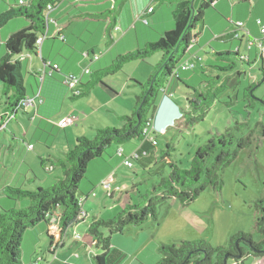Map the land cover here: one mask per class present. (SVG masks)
<instances>
[{"label":"rangeland","instance_id":"1","mask_svg":"<svg viewBox=\"0 0 264 264\" xmlns=\"http://www.w3.org/2000/svg\"><path fill=\"white\" fill-rule=\"evenodd\" d=\"M10 2L13 5V1L10 0ZM229 5L231 7L230 3ZM214 17L213 13L209 11L206 30L208 38H204L203 41L215 46H222L224 47L223 50L236 52L235 49H237L239 40L227 43L213 40L214 34L221 33L225 29L224 24L222 26L219 23H214ZM23 22H26L24 18L11 22L3 31L2 40L10 33H15L24 27ZM198 31L200 33V29ZM113 39L112 41L109 34L108 38L104 39L100 49L96 50V55L99 56L102 64L104 63L103 69L111 68L114 61L125 51L118 47L108 53L107 49L115 47L114 43L118 41L116 35ZM47 42L52 45L55 43L64 44L59 38L49 39ZM106 42L108 45H105ZM231 43L234 44L230 45ZM211 51L212 47L206 45L200 53V57L206 64L209 57L207 54ZM240 51L241 56L248 55V51L244 48H240ZM78 54L70 57V65L73 68L77 67L80 71L75 77L80 81L86 80V83L87 80H90L92 83L94 78H97L96 72L93 70L94 66L90 68V61L83 59L84 52H78ZM161 56V53H157L147 61L126 63L121 70L105 75L103 77L105 82L102 84L96 85L92 89L88 87L89 83L86 84L83 96L77 98L71 92L72 94L67 99L66 104L58 102L55 104V108L57 111H64V113L75 111L77 113L76 118L82 114H90L92 117L88 119V122L102 123L103 126L99 129H119L122 127L119 117L133 114L136 96L144 91L143 85L147 83L153 68L160 62ZM211 58L213 64L215 59ZM231 58L234 61L232 78L234 79L238 72L241 73L240 77H236L239 82L238 86L234 90L226 91L219 96L204 120L187 130L179 132L178 128H171L164 131L154 127V120L164 96V93L161 92L156 105L157 109L149 114V118L153 120L150 131L155 134L159 146L157 156L160 161L158 165H160L162 153H167L168 148H171L170 153L173 162L183 170L189 169L199 148L204 147L218 133L234 132L237 123L245 124L246 132H254V145L240 152L238 158L224 169L221 174L222 189L220 191L209 187L198 199L184 206L178 201L171 200L159 207L158 225L148 222L140 228L130 227L126 229L123 235L112 236V248L127 255L123 264H158L161 260L159 255L161 244L178 245L181 241H204L213 248H223L228 247L229 240L240 233L252 235L256 242L262 240L260 232L255 231L253 225L255 221L254 205L264 197V136L261 132V128H264V74L260 59L257 60V63L248 64L239 57L231 56ZM87 68L91 69V75L83 73V70ZM197 72L199 71L189 70L187 74L190 79L186 78V84L177 80L173 84L172 81L170 85L166 84V87L168 86L167 88H171L173 94L175 93L173 97L171 96L177 105L175 112H182L181 107H184L182 106L184 101L181 97L192 91L189 87L199 86L201 78ZM23 73L27 86L30 77L26 68ZM70 75L74 76L73 74ZM192 78H194L193 81ZM36 87L38 88V86ZM251 88H253L252 91ZM185 97H190V95L187 94ZM108 100L111 101L106 103ZM4 102L2 84L0 83V109L3 111L5 110ZM39 104H43V101L32 107L35 108ZM32 107H27L25 112L20 110L18 120L12 117L9 127L13 129L14 135L9 129L0 134V154L2 162L11 173H19V169L22 175H25V173H29V166L38 165L39 167L34 174L41 181V187L48 189L57 183L58 177H62V172L57 167V163L58 160L64 158L63 153L73 149L77 140L82 137H87L89 140L95 139V131L88 129V126L83 123L75 125L77 131L72 130V126L68 127L69 129L65 128L67 130L63 128L61 130L54 129L53 127L52 130L38 128V119L36 124H33L35 120L33 117H36V113ZM56 120L54 117L52 122ZM56 124L58 123L56 122ZM78 126H81L80 128L85 126L86 134L81 131L78 132ZM24 133L28 134L27 139L33 145H29L25 141ZM34 135H36L35 138ZM4 136L6 140H3ZM40 139L48 141L47 144L40 142ZM138 144L135 141L121 146L113 143L105 150L103 158L96 160L100 162V165H93L99 164L93 162L91 166L89 165L86 178L80 184L78 192L79 198L83 200V210L88 213V219L76 229L72 228L68 231L64 238L65 246L63 249L57 252H48L45 238L38 252L39 257H31L34 259L36 257V259L41 258L40 264L96 263L94 257L101 254V251L94 247L92 244L93 237L88 233L93 218L110 220L129 206L142 204L146 197L151 194L153 187L159 182V177L150 174V171H154L158 165L153 166L152 170L143 171L140 164L131 159V155ZM29 146H32L33 149H29ZM119 147L125 149L124 154H117ZM37 153L42 154V157L46 159V167L53 166L55 170L50 173L43 170L42 160L39 156L36 157ZM126 160H130L134 167L128 168L125 165ZM33 169L35 170L34 167ZM99 169H102L101 172ZM167 170L163 172L164 177L168 175ZM6 175L9 174L6 173ZM8 180H10V176H0V182ZM29 206L30 201L25 200L19 202L16 209H27ZM105 235H108L106 231ZM74 236L79 237L80 240L75 239ZM26 240L25 238L22 247L23 259H29L32 253ZM244 264L261 263L251 258L246 259Z\"/></svg>","mask_w":264,"mask_h":264},{"label":"trees","instance_id":"2","mask_svg":"<svg viewBox=\"0 0 264 264\" xmlns=\"http://www.w3.org/2000/svg\"><path fill=\"white\" fill-rule=\"evenodd\" d=\"M59 2L61 0H32L30 5L19 3L17 9L12 7L0 16V29L19 17L30 21V26L12 33L3 43L5 53L0 59V83L7 113L13 115L18 110H24L23 103L28 99L23 73L25 54L38 57L36 42L47 31L48 6L56 7ZM211 4L210 1H204L196 11L188 9L186 5L182 6L174 12L175 26L172 30L165 32L155 42H148L142 48L120 55L111 68L96 73L97 78L88 85L91 89L102 84L105 75L121 70L126 63L147 61L157 53L162 54L160 62L155 65L147 83L143 85L144 91L136 96L133 114L119 118L122 123L119 129H97L95 139H78L75 147L65 152L63 159L58 160L57 167L60 168L62 177L57 178L53 187L43 189L36 180H31L29 185L35 186V190L6 188L8 200L13 203L29 200L30 206L27 209H3L0 212V264H24L22 247L25 234L41 224L49 228L52 218H56L63 236L70 229H76L84 223L79 221L83 211V200L78 196L80 184L86 178L89 165L103 158L105 150L113 143L121 146L138 142L136 162L143 171L152 170L153 166L159 164V146L153 144L145 133L148 126L153 124L149 114L157 109L161 92L169 95L170 88L166 84L170 85L173 78L186 84L179 78V73L182 65L192 59L190 46L197 39L198 30L205 28V15ZM231 56L249 62L243 60L238 52L231 51L216 53L211 65L200 58L192 59L195 66L193 71H199L197 73L201 82L198 87H189L192 90L190 97L186 99V106L181 107L182 116L175 127L179 132L203 121L219 96L238 86L236 77H240L241 73L238 72L232 78L234 61ZM82 87L80 83L78 89L81 95L76 96L77 98L85 94ZM1 119L0 128L5 124ZM234 129V132L216 134L204 147L199 148L187 170L173 162L171 148H168L167 153H162L160 165L150 171L151 175L159 177V182L142 204L129 206L110 220L94 217L88 233L93 237L94 247L101 251V254L94 257L95 264H123L127 255L112 248V236L123 235L126 229L140 228L148 222L158 225V209L163 204L175 200L184 206L198 199L209 187L220 191L224 169L238 158L240 152L255 143L254 132H246L245 124L237 123ZM151 136L156 139L154 133ZM43 169L47 173L54 171L53 166ZM166 169L168 175L164 177ZM254 208L253 228L260 232L261 241L256 242L252 235L240 233L229 240L228 247L223 248H213L204 241L161 244V260L158 264H244L246 259H264V197L255 203Z\"/></svg>","mask_w":264,"mask_h":264},{"label":"crops","instance_id":"3","mask_svg":"<svg viewBox=\"0 0 264 264\" xmlns=\"http://www.w3.org/2000/svg\"><path fill=\"white\" fill-rule=\"evenodd\" d=\"M7 1L0 0V16L8 12L12 7H14V9H17V5H19L22 0H12L13 5L11 4L10 0ZM23 1L27 5H30V3L32 2V0ZM204 1H210L212 2V4L206 11L205 28L203 30H200V33L198 31L196 34V43L191 50L192 57L202 59L200 57V53L206 45H209L210 47H212L211 53L207 54V56H209L207 64L209 65L213 62L211 57L214 58V55L216 53L229 51L223 50L222 48L224 47L222 46H215L209 42L207 43L203 41L204 38H208L206 30L208 28V14L209 11H211L215 16L213 19L214 23H219L222 26L223 24L225 25L223 26L225 29L221 33L214 34L213 40L225 43L230 41L237 42V40H239L237 49L240 51V48H244L248 51V55L246 57H249V64L253 62L257 63V60L260 59L264 74V56L260 55V52L257 48H253L250 51L248 50V40L250 38L260 37V30L256 22L257 20H262V22H264V0H236L234 1V3H230L228 0H83L80 3H77L76 0H63L56 5L55 9L49 15V17L57 23V26L56 23L51 22L47 27V31L50 34H53L58 26L61 27L63 29V34L66 36V42H64V44L55 43L54 45H52L49 44L46 40L42 45L41 53L38 54V57L33 54L26 53L23 62V71L26 68L28 72L27 74L30 77L27 81V86L25 85L27 88L28 98H34L39 95L43 101V104H39V106L36 105L35 108L32 107L33 111L36 113V117H33V119L35 118L33 124H36V121L38 119V128H45L46 130H52L54 128L61 130L62 128H60L58 124H56V122L58 123L60 120L66 117L77 115L75 111L73 113H64V111L59 110V112L55 108V104H57L58 102L66 104L67 99L72 94L71 91H69L68 87H66L64 84L65 78L63 75L72 76L70 74H73L74 76H76L80 72L77 67L73 68L70 65L71 56H73L74 54L79 55L78 52H89L91 54H96V50L100 49L103 42L105 41L104 39L108 38L109 34L112 41L114 40L113 37L115 35L116 38H118V41L114 43L115 47L107 49L108 53H110L114 49H117L118 47H120L121 50H125L122 54L142 48L148 42H155L159 40L165 32L170 31L174 28V12L176 10L181 9L182 6L186 5L188 9L196 11ZM176 3L178 6L176 5ZM229 3L231 4V7ZM152 5L155 7L154 12L142 17L141 14ZM175 5L177 6V9L175 8ZM19 18L11 20L7 25L0 29V56L4 55L5 53L3 43L11 35L10 33L4 40H2L3 31L6 30L7 26L11 22ZM144 19L148 20V24L144 23ZM240 22L244 23V27L238 28L235 26ZM23 25L24 27H22L21 29L30 26V21L26 20V22H23ZM217 29L219 30L220 27ZM201 33L203 34L200 35ZM247 33H249L250 35L247 36ZM232 44L234 43H231L230 45ZM105 45H108V42H106ZM239 53H241V51ZM44 62L57 64L59 66V72L54 73V77L48 76L44 81H42L41 77L38 74L43 69ZM103 64L99 58L97 61H93L90 63V68L94 66L93 70L97 73L103 70ZM187 73H189V71H181L179 73V78L183 79L186 83V78L190 79V76ZM38 76L40 77V79ZM193 79L194 78H192L191 80L193 81ZM176 80L179 81L178 79L173 78L172 84ZM85 81L86 80L84 79H82L81 81L83 90L86 84L91 83L90 80H87V83ZM36 86H38V88ZM170 92L171 88L169 89V95L163 92L164 96L157 111V117L154 120V127L158 130L165 131L177 127V121L181 116V113L175 112V109H177V105L174 103L172 98L175 93L173 94L172 92L170 94ZM187 94L189 95L191 94V92H188ZM187 94H185V96ZM185 96L181 97V99L184 101L182 105L184 107L186 106V99L188 98H186ZM110 101L111 100H108L106 103H109ZM25 110H27V108H24V110L21 111L25 112ZM19 112L20 110L16 111L12 115L10 113H7L5 110L0 111V123L2 122L1 118H3V122L5 123L3 124V127L0 128V134L9 129L12 135H14V131L13 129H10L11 127H9V125L11 123V119L15 118L16 120H18L17 118ZM54 117L55 120L56 118L57 120L52 122ZM90 117H92V115L90 114L79 115L77 117L76 123L71 127L72 130L77 131L75 129V125H79L80 123H83L84 125L86 124L88 126V129H91L93 132H96L97 129L103 126L102 123L100 124L96 121L94 123H89L88 119ZM80 127L81 126L77 127L78 132L81 131L86 134L85 126H83L82 128ZM261 132H264V128H261ZM36 135H34V138L36 137ZM27 136L28 134L24 133L25 141L28 142L29 145H33L29 143ZM4 139L6 140L5 136L3 140ZM40 140V142H43L45 144H47L46 142H48L44 139ZM137 150L138 147L134 150L133 154ZM120 151H122V153L124 154L125 149L119 147V150L117 152L118 155ZM38 156L42 160V168L46 167V159L42 157L43 155L40 153L36 154V157ZM93 163V165H100V162L97 161ZM33 167L35 168V170L33 169ZM38 167V165L29 166V173H25V175H22L19 169V173H11L10 170L7 169L2 162V156L0 154V176H10V180L0 182L1 210L17 208L19 204V202L13 203L12 201L7 199L5 194L6 188L15 187L25 190H35V186H30L29 182L31 180H36L39 185L41 184V181H39L34 174ZM99 170V172H101L102 169ZM6 173L9 175H6ZM48 231V226L45 224H41L25 234V236H27L24 237V239H27L26 241H28L32 253L29 259H23L24 264H30L37 257H39L38 252L45 238L47 240L46 250L48 252H57L60 249L64 248V238L67 236L68 232L58 240L52 239L49 236ZM55 244L57 247H54ZM31 256L37 257L34 259ZM257 260L261 264H264V260Z\"/></svg>","mask_w":264,"mask_h":264},{"label":"built area","instance_id":"4","mask_svg":"<svg viewBox=\"0 0 264 264\" xmlns=\"http://www.w3.org/2000/svg\"><path fill=\"white\" fill-rule=\"evenodd\" d=\"M63 1V0H61ZM83 0H76L77 3H80L82 2ZM230 3H233L235 0H228ZM21 5H24L25 3L24 2H20ZM55 9V6L54 5H49L48 6V14H47V20H48V24L53 22V23H56L54 20H52L49 15L50 13ZM155 10V7L152 5L150 6L149 8H147L142 14L141 16H145V15H148V14H152ZM145 24H148V20L147 19H144L143 20ZM257 25L259 27V30H260V37L258 38H250L248 40V50H252L253 48H257L258 51L260 52V55L261 56H264V22H262V20H257ZM56 26H57V23H56ZM236 27L238 28H241V27H244V23L240 22V23H237L235 25ZM250 35L249 33H247V36ZM59 38L61 41L63 42H66V36L63 34V29L61 27L58 26V28L55 30V32L53 34H50L48 33V31L44 34V35H40L37 39V42H36V47L38 49V54L41 53V48H42V45L44 44V42L48 39H57ZM196 43V40L193 41L192 45L190 46V51L192 50V48L194 47V44ZM236 52H240L238 49L236 50ZM192 59H194V57L191 56ZM241 58L245 61H249V57H246V56H241ZM83 59L85 61L89 60L90 63L93 62V61H97L99 59V56L94 54L91 55V53L89 52H85L83 54ZM192 59H189L187 60L183 65H182V68L181 70L182 71H189V70H193L194 69V62ZM56 72H59V66L57 64H52L51 62H47V63H44V66H43V69L40 71L39 73V76L41 77V80L44 81L46 77H53L56 73ZM83 73L86 74V75H91V71L89 68L83 70ZM81 83L80 79H78L77 77L75 76H67L65 79H64V84L69 88V90L74 93L75 96H80L81 95V92L79 91L78 87H79V84ZM42 102V98L38 95L34 98H28L24 103H23V107L24 108H27V107H32L34 106L36 103H40ZM77 121V118L76 116H69V117H66L62 120H60L58 122V126L60 128H68V127H71L73 126ZM150 128H151V125L148 126V128L145 130V133L147 135V137L149 138V140L155 144V145H158L157 144V140L155 138H153L151 135V131H150ZM29 149H33L32 146H29ZM122 154V151L119 152V155ZM131 159L136 161L138 159V155L136 153L132 154L131 155ZM125 165L128 167V168H133L134 165L133 163L130 161V160H126L125 161ZM52 169V168H51ZM86 219H88V213L86 211H82L81 212V215L79 217V221H83L85 222ZM48 234L49 236L52 238V239H60L62 238V233H61V230L60 228L58 227L57 225V220L56 218H52L51 219V222H50V225H49V231H48ZM75 239L77 240H80L79 237H76L74 236ZM57 244V243H56ZM56 244L54 245V247H57ZM93 245L95 244L94 242L92 243ZM42 262V259H36L35 261L31 262L30 264H40Z\"/></svg>","mask_w":264,"mask_h":264},{"label":"clouds","instance_id":"5","mask_svg":"<svg viewBox=\"0 0 264 264\" xmlns=\"http://www.w3.org/2000/svg\"><path fill=\"white\" fill-rule=\"evenodd\" d=\"M181 115V114H180ZM182 116V115H181ZM181 116H180V118H181Z\"/></svg>","mask_w":264,"mask_h":264},{"label":"water","instance_id":"6","mask_svg":"<svg viewBox=\"0 0 264 264\" xmlns=\"http://www.w3.org/2000/svg\"><path fill=\"white\" fill-rule=\"evenodd\" d=\"M264 81V80H263Z\"/></svg>","mask_w":264,"mask_h":264}]
</instances>
